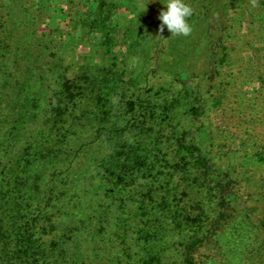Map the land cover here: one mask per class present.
Instances as JSON below:
<instances>
[{"label":"trees","instance_id":"1","mask_svg":"<svg viewBox=\"0 0 264 264\" xmlns=\"http://www.w3.org/2000/svg\"><path fill=\"white\" fill-rule=\"evenodd\" d=\"M148 1L0 0V264H196L229 217L199 139L229 63L264 101V0H186L198 49Z\"/></svg>","mask_w":264,"mask_h":264},{"label":"rangeland","instance_id":"2","mask_svg":"<svg viewBox=\"0 0 264 264\" xmlns=\"http://www.w3.org/2000/svg\"><path fill=\"white\" fill-rule=\"evenodd\" d=\"M225 1L236 7V1ZM230 12L233 14V8ZM191 29L192 47H203L199 43L201 26L194 25ZM75 53L89 54L88 45L77 47ZM90 57L100 60L93 54ZM247 73L244 68L240 72L238 64L229 63L221 71V80L217 83L220 93L213 89V97H209L221 102L209 108L199 143L213 161L228 172L231 183L227 192L233 207L217 235L196 249V264H258L254 262L259 254L254 250L257 246L250 247V243L264 224V191L261 189L264 173L254 164L252 153L255 137H259L258 143L264 144V101L258 96L256 99L250 97L255 86L243 85L242 79ZM239 161V172H235L232 167ZM261 232L264 237V229Z\"/></svg>","mask_w":264,"mask_h":264},{"label":"clouds","instance_id":"3","mask_svg":"<svg viewBox=\"0 0 264 264\" xmlns=\"http://www.w3.org/2000/svg\"><path fill=\"white\" fill-rule=\"evenodd\" d=\"M164 7L159 11L158 31L163 32L165 28L173 35L187 36L191 32L188 18L193 9L186 0H164Z\"/></svg>","mask_w":264,"mask_h":264}]
</instances>
